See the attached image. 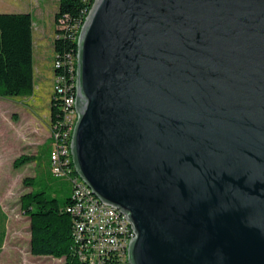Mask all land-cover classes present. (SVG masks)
I'll return each instance as SVG.
<instances>
[{
  "label": "water",
  "instance_id": "95a60500",
  "mask_svg": "<svg viewBox=\"0 0 264 264\" xmlns=\"http://www.w3.org/2000/svg\"><path fill=\"white\" fill-rule=\"evenodd\" d=\"M76 174L129 264H264V0H95L77 42Z\"/></svg>",
  "mask_w": 264,
  "mask_h": 264
},
{
  "label": "rangeland",
  "instance_id": "374dc122",
  "mask_svg": "<svg viewBox=\"0 0 264 264\" xmlns=\"http://www.w3.org/2000/svg\"><path fill=\"white\" fill-rule=\"evenodd\" d=\"M58 10L59 0H0V13L32 15L35 40L34 94L15 99L0 98V264H66L65 259L31 254L30 220L22 212L21 199L32 192L24 181L42 178L43 174L47 176L48 161L14 168L15 161L22 156L37 157L44 151H51L55 15ZM54 187L59 193L72 190L71 183L64 179L56 178Z\"/></svg>",
  "mask_w": 264,
  "mask_h": 264
},
{
  "label": "trees",
  "instance_id": "16d2710c",
  "mask_svg": "<svg viewBox=\"0 0 264 264\" xmlns=\"http://www.w3.org/2000/svg\"><path fill=\"white\" fill-rule=\"evenodd\" d=\"M94 3L95 0H59L55 24L65 20L67 29L56 31L61 38L54 41L55 53L77 54L78 34L72 29L83 25ZM34 90L33 17L29 13L0 14V98L30 97ZM58 118L56 102L52 97L51 125ZM50 159L51 151H44L37 157L22 156L15 161L14 168L43 160H47L50 166ZM46 175L24 181L25 185L32 188V192L21 199L22 212L30 220L31 254L65 259L66 264H82L72 251L74 217L67 211L72 190L59 193L54 187L56 178L50 171Z\"/></svg>",
  "mask_w": 264,
  "mask_h": 264
},
{
  "label": "built area",
  "instance_id": "2783aa9c",
  "mask_svg": "<svg viewBox=\"0 0 264 264\" xmlns=\"http://www.w3.org/2000/svg\"><path fill=\"white\" fill-rule=\"evenodd\" d=\"M82 26L72 30L80 34ZM65 20L56 31L66 30ZM56 34L55 39H60ZM53 99L59 118L51 125L50 171L57 179L72 186L71 204L67 211L74 217L72 251L82 264H129L128 250L135 237L131 223L119 209L101 202L76 174L71 155V142L78 121L76 109L77 54H54Z\"/></svg>",
  "mask_w": 264,
  "mask_h": 264
},
{
  "label": "crops",
  "instance_id": "0c3cea01",
  "mask_svg": "<svg viewBox=\"0 0 264 264\" xmlns=\"http://www.w3.org/2000/svg\"><path fill=\"white\" fill-rule=\"evenodd\" d=\"M0 14H4V13H0ZM33 40H34V32H33ZM35 41V40H34ZM34 45H35V43H34ZM53 76V75H52Z\"/></svg>",
  "mask_w": 264,
  "mask_h": 264
}]
</instances>
